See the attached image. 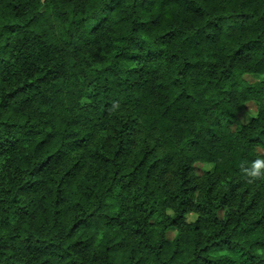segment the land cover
I'll use <instances>...</instances> for the list:
<instances>
[{
  "label": "trees",
  "instance_id": "trees-1",
  "mask_svg": "<svg viewBox=\"0 0 264 264\" xmlns=\"http://www.w3.org/2000/svg\"><path fill=\"white\" fill-rule=\"evenodd\" d=\"M0 264H264V0H0Z\"/></svg>",
  "mask_w": 264,
  "mask_h": 264
},
{
  "label": "rangeland",
  "instance_id": "rangeland-1",
  "mask_svg": "<svg viewBox=\"0 0 264 264\" xmlns=\"http://www.w3.org/2000/svg\"><path fill=\"white\" fill-rule=\"evenodd\" d=\"M254 111H255V109H254V105L252 103L246 104L245 107H243L240 110V112L238 114V120L240 122L246 121L249 117H251L254 114ZM201 167L203 168L202 164H197L194 169H195V171L201 172V170H202ZM193 217H194V214L190 212V213L187 214L186 219L190 220V219H193ZM172 234H173L172 230H169L167 232V236L168 237L172 236Z\"/></svg>",
  "mask_w": 264,
  "mask_h": 264
},
{
  "label": "clouds",
  "instance_id": "clouds-1",
  "mask_svg": "<svg viewBox=\"0 0 264 264\" xmlns=\"http://www.w3.org/2000/svg\"><path fill=\"white\" fill-rule=\"evenodd\" d=\"M259 163H260L259 161H256L255 166L258 167L259 166Z\"/></svg>",
  "mask_w": 264,
  "mask_h": 264
}]
</instances>
